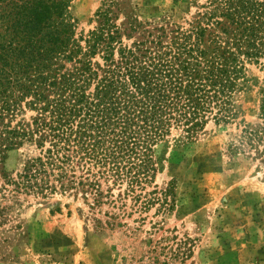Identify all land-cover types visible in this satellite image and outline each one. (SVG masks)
Returning a JSON list of instances; mask_svg holds the SVG:
<instances>
[{
	"label": "trees",
	"instance_id": "16d2710c",
	"mask_svg": "<svg viewBox=\"0 0 264 264\" xmlns=\"http://www.w3.org/2000/svg\"><path fill=\"white\" fill-rule=\"evenodd\" d=\"M66 1L11 0L5 10L0 0V165L26 141L39 149L16 178L0 172L25 192L142 197L159 142L236 114L247 65L264 67V0H207L187 26L130 45L113 21L116 0L97 10L84 45L71 37Z\"/></svg>",
	"mask_w": 264,
	"mask_h": 264
},
{
	"label": "rangeland",
	"instance_id": "374dc122",
	"mask_svg": "<svg viewBox=\"0 0 264 264\" xmlns=\"http://www.w3.org/2000/svg\"><path fill=\"white\" fill-rule=\"evenodd\" d=\"M108 1L67 0L71 37L84 45ZM115 2L113 21L130 45L161 26H187L207 0ZM246 75L231 119L209 120L192 139L175 130L155 146L139 198L114 199L117 187L100 204L78 190H16L2 172L16 178L39 149L26 141L6 151L0 264H264V67L248 64Z\"/></svg>",
	"mask_w": 264,
	"mask_h": 264
}]
</instances>
